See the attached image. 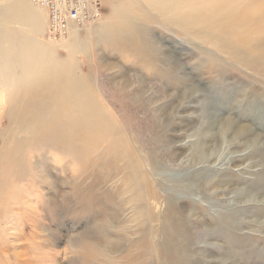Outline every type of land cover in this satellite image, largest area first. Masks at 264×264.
<instances>
[{"label": "rangeland", "instance_id": "374dc122", "mask_svg": "<svg viewBox=\"0 0 264 264\" xmlns=\"http://www.w3.org/2000/svg\"><path fill=\"white\" fill-rule=\"evenodd\" d=\"M135 1L64 0L55 34L49 1L25 0L102 121L26 164L49 171L25 174L36 194L21 192L19 227H0L4 264H264V64L216 56L135 9L141 21L104 34Z\"/></svg>", "mask_w": 264, "mask_h": 264}, {"label": "bare ground", "instance_id": "6f19581e", "mask_svg": "<svg viewBox=\"0 0 264 264\" xmlns=\"http://www.w3.org/2000/svg\"><path fill=\"white\" fill-rule=\"evenodd\" d=\"M49 1L56 7L54 0ZM144 1L119 5L103 23V33L120 34L123 25L141 21L140 16L130 18L131 10H140L146 15L145 20L159 21L167 27L166 33L169 30L179 38L189 37L195 46L201 43L202 48L238 65L253 70L262 68L264 0ZM2 2L7 3L0 7V227L4 228L10 223L15 227L22 224L15 214L22 206L21 192L36 194L34 185L24 184L25 174L42 181V169L49 171L45 163L28 169L26 164L33 161L34 153L67 148L79 136L88 141V123H95L100 131L102 116L92 93L85 88L84 77L74 75L70 57L39 42L41 20L37 19L36 10L29 8L25 0ZM63 2L59 1L56 8ZM74 9L78 8L73 5ZM13 25L30 26L33 36ZM168 26L178 28L180 34ZM138 27L145 28L146 24L143 21ZM146 57L142 53L141 58H149ZM20 238L15 236L13 241ZM6 250L1 245L0 264H4L2 253ZM19 259L17 256L14 264H22Z\"/></svg>", "mask_w": 264, "mask_h": 264}, {"label": "built area", "instance_id": "2783aa9c", "mask_svg": "<svg viewBox=\"0 0 264 264\" xmlns=\"http://www.w3.org/2000/svg\"><path fill=\"white\" fill-rule=\"evenodd\" d=\"M39 1V0H38ZM44 2H45V0H43ZM49 1V0H48ZM50 2V1H49ZM49 6V18H50V25H52V28H53V30L52 31H54V30H56V29H59V30H57L56 32H55V34H58V33H61V26H60V24H61V20H60V12H62L61 10H59L58 8H56L54 5H52V3H49L48 4ZM61 25H63V24H61ZM64 26V25H63ZM56 27V28H55ZM55 28V29H54ZM66 30V29H65ZM64 30V31H65Z\"/></svg>", "mask_w": 264, "mask_h": 264}]
</instances>
